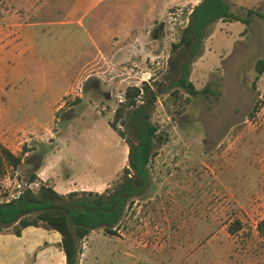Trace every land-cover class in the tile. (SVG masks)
<instances>
[{
	"label": "rangeland",
	"instance_id": "obj_1",
	"mask_svg": "<svg viewBox=\"0 0 264 264\" xmlns=\"http://www.w3.org/2000/svg\"><path fill=\"white\" fill-rule=\"evenodd\" d=\"M66 2L0 0V128L12 137L5 147L21 154L15 170L6 168L0 176V202L11 199L53 149L56 130L63 165L77 178L105 181L91 192L114 190L127 165L122 137L130 133L117 123L121 137L109 124L124 89L146 83L155 97L148 120L166 140L155 146L148 182L124 203L114 232L93 229L78 242V264H262L264 241L256 223L264 216V69L253 77L256 60H264V0H230L243 5L242 16L246 8L261 16L250 15L247 25L217 20L205 28L199 55L188 59L184 52L187 79L212 94L190 96L178 89L172 100L171 85L181 72L166 74L180 50L171 45L184 27L174 22L166 58L127 59L131 74L123 69L86 78L74 88L81 98L73 90L62 108L68 110L52 120L50 106L82 76L83 64L104 62L95 60V46L77 24L56 23ZM45 21L56 24L30 26L34 41L18 42L21 24ZM235 220L239 228L229 234Z\"/></svg>",
	"mask_w": 264,
	"mask_h": 264
},
{
	"label": "trees",
	"instance_id": "obj_2",
	"mask_svg": "<svg viewBox=\"0 0 264 264\" xmlns=\"http://www.w3.org/2000/svg\"><path fill=\"white\" fill-rule=\"evenodd\" d=\"M242 6H236L233 11L225 0H201L188 15L187 23L180 29L178 40L171 45V50L180 48L175 56L168 62L166 76H171L180 70L181 77L172 82V100L177 99L175 94L178 89L183 90L190 96L213 92L208 87L196 89L187 79L188 59L199 55V43L207 34L205 28L217 21H239L247 25L250 15L261 14L251 8L241 12ZM245 30V29H244ZM188 51L187 61L179 64L184 52ZM264 69V60L257 59L254 64L253 82L258 79ZM142 94L140 103L137 97ZM154 93L149 91V86L142 83L140 87L128 86L124 89L123 98L114 110L110 127L122 137L116 124L123 125L130 137H122L127 145V165L137 174V181L146 182L147 164L151 155L155 154V146L166 140L163 132H158L156 125L148 120L149 110L153 104ZM163 133V134H162ZM21 162V154H14L0 143V176L6 168L15 170ZM35 168V165H34ZM128 168L123 167L126 174ZM125 174L122 176L123 183L118 182L114 191L107 200L103 199V193L91 191H71L59 194L48 184L39 182L35 188L36 176L30 172L25 185L21 188L16 198L0 202V232L19 234L25 226H38L48 230L56 231L60 236L59 246L64 255L65 264H78L80 247L78 242L91 230L101 228L105 233L112 234L113 227L117 225L123 200L139 194V189L131 185V180ZM119 195L122 196L119 198ZM239 221L235 220L228 225L227 232L233 234L239 228ZM257 234L264 241V216L256 223Z\"/></svg>",
	"mask_w": 264,
	"mask_h": 264
},
{
	"label": "crops",
	"instance_id": "obj_3",
	"mask_svg": "<svg viewBox=\"0 0 264 264\" xmlns=\"http://www.w3.org/2000/svg\"><path fill=\"white\" fill-rule=\"evenodd\" d=\"M200 1L67 0L62 12V20L56 23L77 24L95 46V60L103 59L104 62L96 61L88 65L89 61L83 64L80 72L82 76L78 74L69 82L50 106L49 113L52 120L57 119L56 114L60 110L61 112L68 110L62 108L66 97H69L73 90L74 96L81 98L74 88L81 85L86 78L91 76L100 78L112 72L121 73L123 69L124 72L131 74L134 72L133 68L123 63L127 59L132 61V59L148 57L166 58L171 41L168 29L175 23L185 26L189 13ZM225 1L232 7L231 11L236 6L243 7L240 2ZM74 13H77L75 18L71 17ZM226 22L228 21L221 23ZM56 23L53 21L23 23L18 30V42L21 44L23 41H34V37L28 33L29 28H32L30 26H50ZM96 43H103V45ZM34 120L30 118L28 121ZM3 132L0 128V143L7 147L6 142L10 144L12 137L5 136ZM54 132L56 137L53 140V149L34 164L33 173L36 176V182L48 184L59 194L104 187V180L84 175L77 178L63 165L66 158L63 155L64 151L57 146L59 131ZM46 136L49 140L54 137L49 129ZM59 241L60 236L56 231L32 225L23 227L17 235L0 232V264H65ZM262 264H264L263 257Z\"/></svg>",
	"mask_w": 264,
	"mask_h": 264
},
{
	"label": "flooded vegetation",
	"instance_id": "obj_4",
	"mask_svg": "<svg viewBox=\"0 0 264 264\" xmlns=\"http://www.w3.org/2000/svg\"><path fill=\"white\" fill-rule=\"evenodd\" d=\"M182 62H183V59L181 58L180 61H179V64H181ZM146 166L148 167V164H147ZM125 167L128 168L129 171L125 174V173L123 172V167H122V171H121V180H120L119 182L123 183L122 176L125 174L126 178L131 180V185H134L135 188L139 189V192H140V193L137 194V195H133L132 197H126V198H124V200H123V205H124V203H125L126 201L131 200V199H134V197L139 196V195L141 194V192L144 190L145 185L147 184V182H148V178H149V177H148V173H147V179H146V182L143 183V182H141V181H137V180H136V178H137V174L134 172V170L130 169V168L128 167V165H126ZM113 191H114V190L110 191V193H106V192H105V193L103 194V199L106 201L107 198L109 197V195H110ZM121 197H122V196L119 195V198H121Z\"/></svg>",
	"mask_w": 264,
	"mask_h": 264
},
{
	"label": "built area",
	"instance_id": "obj_5",
	"mask_svg": "<svg viewBox=\"0 0 264 264\" xmlns=\"http://www.w3.org/2000/svg\"><path fill=\"white\" fill-rule=\"evenodd\" d=\"M21 190V189H20ZM20 190H18L17 192H15V194L14 195H12V198H16L18 195H19V193H20ZM11 198V199H12Z\"/></svg>",
	"mask_w": 264,
	"mask_h": 264
},
{
	"label": "water",
	"instance_id": "obj_6",
	"mask_svg": "<svg viewBox=\"0 0 264 264\" xmlns=\"http://www.w3.org/2000/svg\"><path fill=\"white\" fill-rule=\"evenodd\" d=\"M25 185V183H23V186Z\"/></svg>",
	"mask_w": 264,
	"mask_h": 264
}]
</instances>
